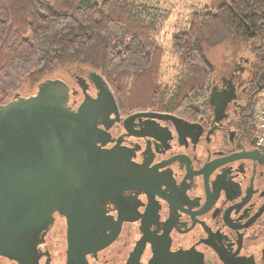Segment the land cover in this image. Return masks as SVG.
Wrapping results in <instances>:
<instances>
[{
    "label": "flooded vegetation",
    "instance_id": "obj_1",
    "mask_svg": "<svg viewBox=\"0 0 264 264\" xmlns=\"http://www.w3.org/2000/svg\"><path fill=\"white\" fill-rule=\"evenodd\" d=\"M92 72L69 69L72 84L47 78L33 95L57 88L67 105L91 113L104 102L102 82ZM236 76L214 81L207 115L201 108L179 114L108 103L95 128L113 170L88 230L79 235L93 242L115 228L118 233L107 247L79 253L78 264H98L114 245L115 264H150L156 249L184 263L264 264V145L257 118L263 90L257 80L255 87L236 84ZM57 218L64 224L63 263L72 264L67 220L55 213L54 223ZM40 249L49 253L40 264L49 256L51 264L45 241Z\"/></svg>",
    "mask_w": 264,
    "mask_h": 264
},
{
    "label": "trees",
    "instance_id": "obj_2",
    "mask_svg": "<svg viewBox=\"0 0 264 264\" xmlns=\"http://www.w3.org/2000/svg\"><path fill=\"white\" fill-rule=\"evenodd\" d=\"M166 19L136 0H0V105L56 68H85L124 109L201 108L207 115L216 69L206 54L225 43L250 48V83L259 79L264 91V0H226L192 12L187 29L171 37L181 73L172 87L162 83L165 52L157 41Z\"/></svg>",
    "mask_w": 264,
    "mask_h": 264
},
{
    "label": "water",
    "instance_id": "obj_3",
    "mask_svg": "<svg viewBox=\"0 0 264 264\" xmlns=\"http://www.w3.org/2000/svg\"><path fill=\"white\" fill-rule=\"evenodd\" d=\"M91 74L100 78L104 100L91 113L67 105L57 88L17 96L0 105L2 259L40 264L41 257L49 254L40 245L54 224L55 213L67 220V255L72 264H78L79 253L99 251L117 237L116 228L93 242L79 235L88 230L86 221L95 201L104 195L105 180L113 170L111 154L98 147L103 136L95 126L101 113L109 112L108 103L114 108L116 104L102 77ZM49 262L50 256L44 264ZM150 264L199 263L172 260L156 249Z\"/></svg>",
    "mask_w": 264,
    "mask_h": 264
},
{
    "label": "rangeland",
    "instance_id": "obj_4",
    "mask_svg": "<svg viewBox=\"0 0 264 264\" xmlns=\"http://www.w3.org/2000/svg\"><path fill=\"white\" fill-rule=\"evenodd\" d=\"M99 2L100 0H93ZM226 0H136L138 3L146 4V6L158 9L167 16L166 21L162 25V30L157 38L158 44L165 52L164 65L162 69V83L167 87H172L180 79V67L176 59L171 55V37L187 29L189 17L192 12L200 11L203 8L210 10L216 9ZM207 59L209 63L216 69L215 81H220L235 71L236 84L243 82L250 84L252 80V63L255 61V55L250 48L243 46H233L225 43L208 50ZM47 78H58L72 84L67 69L56 68L55 71L41 81ZM37 84L24 83L17 94L28 97L35 94ZM259 101L264 100V91L257 94ZM80 100V98H78ZM64 224L60 218H57L52 229L46 236L45 244L49 247L54 256L51 264L63 263L64 241ZM116 245L108 248L100 255L98 264H115L116 258H113ZM0 264H15L6 259L0 258Z\"/></svg>",
    "mask_w": 264,
    "mask_h": 264
},
{
    "label": "built area",
    "instance_id": "obj_5",
    "mask_svg": "<svg viewBox=\"0 0 264 264\" xmlns=\"http://www.w3.org/2000/svg\"><path fill=\"white\" fill-rule=\"evenodd\" d=\"M257 118L261 126L260 133L258 135V142L264 145V100L263 102H260V106L257 111Z\"/></svg>",
    "mask_w": 264,
    "mask_h": 264
}]
</instances>
